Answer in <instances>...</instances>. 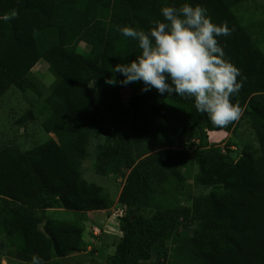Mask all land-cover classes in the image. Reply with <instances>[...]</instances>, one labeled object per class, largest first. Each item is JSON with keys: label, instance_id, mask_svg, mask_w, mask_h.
Instances as JSON below:
<instances>
[{"label": "trees", "instance_id": "1", "mask_svg": "<svg viewBox=\"0 0 264 264\" xmlns=\"http://www.w3.org/2000/svg\"><path fill=\"white\" fill-rule=\"evenodd\" d=\"M247 1L0 0V99L17 88L28 104L19 124L37 121L56 138L27 151H0V237L15 259L32 262L37 255L48 263L86 250L85 226L50 220L43 210L111 207L108 192L82 175L94 127L106 138L107 165L125 180L119 199L123 237L109 264L166 259L172 239L177 247L170 264H264V51L256 32L234 13ZM185 3L206 8L213 23L230 29L217 39L240 70L243 87L231 98L240 118L227 126H214L191 99L142 92V82L122 86L123 76L114 72L140 53L138 42L120 28L147 31L163 20L162 7ZM82 44L89 47L85 53L78 51ZM41 60L55 78L49 87L32 73ZM126 88L131 94L124 105ZM28 91L38 99L31 102ZM241 119L258 146H247L235 160L210 146L207 132L229 133ZM190 151L198 167L194 183L211 192L191 206L146 215L156 186L179 187L186 179ZM195 224L193 237L184 236Z\"/></svg>", "mask_w": 264, "mask_h": 264}, {"label": "rangeland", "instance_id": "2", "mask_svg": "<svg viewBox=\"0 0 264 264\" xmlns=\"http://www.w3.org/2000/svg\"><path fill=\"white\" fill-rule=\"evenodd\" d=\"M234 13L244 24L256 32L255 36L260 48L264 51V0H248L234 9ZM89 47L80 45L78 51L85 53ZM35 80L45 87H49L55 80L49 71L48 64L41 60L32 71ZM30 101L34 102L38 96L33 91H28ZM131 89L126 88L122 93V102L126 105ZM28 110L27 101L17 88H12L0 99V151L4 148L14 147L21 151H27L46 142L49 138L56 140L54 135L47 136L40 124L36 122L24 126L19 120ZM91 117L86 119L90 123ZM207 141L210 146L218 147L227 152L235 160H238L247 146L257 147L255 136L244 119L239 120L234 129L229 133L212 134L207 132ZM107 146L105 136L101 135L94 127H91V139L88 147V159L82 167L83 178L96 186L104 188L111 199V207L104 211L75 212L55 206L43 210L50 220L64 223H79L85 226L83 235L86 250L82 253H72L65 258L53 259L44 264H109L110 257L114 255L118 243L123 234L120 229L119 199L125 185L115 167L107 165L102 156L103 147ZM195 151L187 153V159L183 165V172L189 170L186 179L179 187L171 185L174 182H163L155 187L151 207L145 212L153 215L159 210L176 206H191L193 200L207 196L211 190L197 186L194 183L198 174V167L194 162ZM197 224L192 225L184 236L193 237ZM185 232V231H184ZM1 235V234H0ZM4 240L0 237V263L2 264H32L15 259L12 249L5 247ZM177 244L172 240L168 242L169 254L160 261L155 258L144 264H170L174 260V252Z\"/></svg>", "mask_w": 264, "mask_h": 264}, {"label": "clouds", "instance_id": "3", "mask_svg": "<svg viewBox=\"0 0 264 264\" xmlns=\"http://www.w3.org/2000/svg\"><path fill=\"white\" fill-rule=\"evenodd\" d=\"M160 11L163 20H154L147 31L131 26L119 29L123 37L136 40L140 49L135 60L113 68L123 76L119 83L142 82V92L156 89L161 96L191 99L195 109L206 114L214 126L238 120L241 109L231 98L243 87L237 80L241 73L226 59L217 39L231 34L227 24L213 23L206 8L190 3ZM32 264L44 262L33 255Z\"/></svg>", "mask_w": 264, "mask_h": 264}, {"label": "built area", "instance_id": "4", "mask_svg": "<svg viewBox=\"0 0 264 264\" xmlns=\"http://www.w3.org/2000/svg\"><path fill=\"white\" fill-rule=\"evenodd\" d=\"M123 215L122 209L119 210V216L121 217Z\"/></svg>", "mask_w": 264, "mask_h": 264}, {"label": "crops", "instance_id": "5", "mask_svg": "<svg viewBox=\"0 0 264 264\" xmlns=\"http://www.w3.org/2000/svg\"><path fill=\"white\" fill-rule=\"evenodd\" d=\"M222 133H224V132H214L212 134H222Z\"/></svg>", "mask_w": 264, "mask_h": 264}]
</instances>
